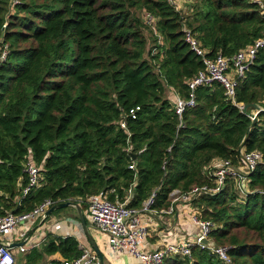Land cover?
<instances>
[{
  "label": "trees",
  "instance_id": "1",
  "mask_svg": "<svg viewBox=\"0 0 264 264\" xmlns=\"http://www.w3.org/2000/svg\"><path fill=\"white\" fill-rule=\"evenodd\" d=\"M177 1L0 0V217L45 199L71 200L86 212L99 194L139 208L152 190L159 210L173 189L210 185L213 160L236 164L243 151L258 150L246 192L227 178L219 192L190 202L194 215L214 223L210 237L229 261L193 247L162 264H264V48L238 78L233 100L213 82L195 88L182 126L174 111L203 57L253 44L264 35V17L251 0H187L185 9ZM142 12L153 15L154 29ZM186 29L202 55L186 42ZM27 161L40 184L23 194ZM56 253L79 256V241L48 234L26 264Z\"/></svg>",
  "mask_w": 264,
  "mask_h": 264
},
{
  "label": "built area",
  "instance_id": "2",
  "mask_svg": "<svg viewBox=\"0 0 264 264\" xmlns=\"http://www.w3.org/2000/svg\"><path fill=\"white\" fill-rule=\"evenodd\" d=\"M175 4L176 0H169ZM259 6L261 15L264 17V0H251ZM181 2L177 1L179 6ZM142 19L145 24L154 29L155 19L148 12H142ZM185 40L190 47L199 55L203 54L200 44L193 37L190 30L185 31ZM264 48V35L255 40L253 44L238 50L232 56L216 55L214 58L203 57L204 67L191 79L188 80V95L182 98L175 96L174 111L179 117L178 126H182V114L186 108L196 105L194 90L198 86L209 85L213 82L219 83L225 89V95L233 100L238 78L243 77L249 65L253 63L256 53ZM1 56H4L2 53ZM122 128H125L123 118L120 121ZM262 160V154L258 150L243 151L241 158L234 164L230 159H215L207 167V174L211 180L210 185L192 186L187 191L173 189L169 193V205L166 208L155 209L156 192L152 190L149 196L142 202L141 207H128L125 203L112 202L104 195L99 194L87 200L85 212L89 228L94 229L107 245V250L115 256L117 253L126 252L132 258L139 260L142 264H162L163 260L170 255L190 256L193 247L209 249L217 254L221 259L229 261L225 247L204 244V238H211L210 233L215 227L210 220H203L197 216H191V222L198 227V234L193 238H187L177 242H165L154 250H143L141 242L148 235V227L143 220L144 214L158 215L162 213L172 214L178 203H190L191 200L201 194H215L219 192L227 178L235 179L237 188L243 193L247 191L248 174ZM25 171L28 175V183L22 193L26 194L30 189L39 186L40 174L38 167L31 161L25 164ZM53 204L51 199H45L38 204L32 211L26 213H7L0 217V264H16L15 252L25 253L29 248L36 247L39 242L30 245L26 239L22 245L10 247L13 242L12 233L21 221L42 218L44 212ZM45 239V238H44ZM40 239L38 241H43ZM28 245V246H27ZM14 249V251H13ZM61 264H101L97 254L90 246L81 247L79 256L61 261Z\"/></svg>",
  "mask_w": 264,
  "mask_h": 264
},
{
  "label": "crops",
  "instance_id": "3",
  "mask_svg": "<svg viewBox=\"0 0 264 264\" xmlns=\"http://www.w3.org/2000/svg\"><path fill=\"white\" fill-rule=\"evenodd\" d=\"M72 208L74 209V217L72 214H70L62 215V217L56 218L58 216L54 215L53 213L48 219V221L52 223V232H46V235H41L40 239H44L48 234L59 237L74 236L79 241L80 249L81 247L90 246L87 236L85 235L84 230L79 222L76 209L74 207ZM83 213L85 214V212ZM192 215L193 211H191L190 203L187 204L184 202L178 203V206L172 214H144L143 220L147 224L148 235L141 242V248L143 250L150 251L159 248L165 242H177L187 238H193L198 234L199 230L198 227L194 225L190 220ZM185 216H189V221L185 219ZM38 227L30 234L27 240L29 241L28 245L34 243L35 241L39 242V245L29 248L25 253L15 252L16 264H26V253L30 249L39 248L43 244L44 240L38 241L40 239H37V237H35L36 234L39 233L40 227ZM30 228L31 225L29 226V229ZM29 229H27V231ZM89 231L102 253L103 264H142L139 260L132 258L126 252L117 253V255L115 256L113 253L107 250L105 241L99 234H97L94 229L89 228ZM17 233V230L12 233V235L15 236V238H13L12 236L13 242L20 241L26 234L25 233L20 239H17ZM53 260L63 261L61 255L59 253H56L54 255L45 257L40 264H52L51 262Z\"/></svg>",
  "mask_w": 264,
  "mask_h": 264
},
{
  "label": "water",
  "instance_id": "4",
  "mask_svg": "<svg viewBox=\"0 0 264 264\" xmlns=\"http://www.w3.org/2000/svg\"><path fill=\"white\" fill-rule=\"evenodd\" d=\"M251 105H252V107H254L256 110H258V111L260 110L259 107H258V105H256V104H251ZM248 107H249V105H243V106H242V110L245 112V111L247 110ZM134 157H135V155L133 156V158H134ZM68 206H72V207H74V208L76 209L77 216H78V218H79V222H80V224H81V226H82V228H83V230H84L85 235L87 236V239H88V241H89V243H90V246L92 247V249L94 250V252H95V253L97 254V256L99 257V259H100V261H101V264H103V262H102V253H101V251H100L98 245H97L96 242L94 241L92 235L90 234V231H89V223H88V221H87V219H86V216H85V214L83 213V211H82V209L80 208V206H79L76 202L71 201V200L64 201V202H58V203H55V204H53L52 206H50V207L44 212V214H43V216H42L40 222H39L37 225L31 227V228L27 231V233L25 234V236H24L20 241H18V242H11V243L9 244V246L13 248V247H15V246H18V245H22V244H24L25 241H26V239L30 236V234H31V233H32V232H33V231H34L39 225L43 224L46 220L49 219V217L52 215V212H53L54 210L62 209V208H66V207H68ZM202 243H204V244H208V243H210V244H212L213 246H216V244H215V242H214V240H213L212 238H209V239L204 238V239L202 240Z\"/></svg>",
  "mask_w": 264,
  "mask_h": 264
},
{
  "label": "rangeland",
  "instance_id": "5",
  "mask_svg": "<svg viewBox=\"0 0 264 264\" xmlns=\"http://www.w3.org/2000/svg\"><path fill=\"white\" fill-rule=\"evenodd\" d=\"M180 1H187V0H180ZM180 5L183 7V9H185L184 6L186 5V3H180ZM186 8H187V5H186ZM145 33L149 37V35H150L149 30H145ZM150 39L151 38H149V41H150ZM150 45H151V42L148 43V47ZM70 214H72L73 217L75 216L74 209L72 207H67L65 209H59L58 211L54 212V215L58 216L56 218L62 217V215H70ZM189 216H185V219L187 221H189ZM40 220H41L40 218H35V219H29V220H26V221H24V220L21 221L19 223V225L16 227V230L18 232L17 233V236H18L17 239H20L26 233V231H27V229H29L30 225H31V227L35 226V225H37L40 222ZM39 227H38L39 228V233H37L36 236H35V237H37V239L38 238L40 239L41 235H46V232H48V233L50 231L52 232V223H50L48 220H46L43 224L39 225ZM13 238H15V236H13ZM13 251H14V249H13ZM224 261H226V260H224Z\"/></svg>",
  "mask_w": 264,
  "mask_h": 264
}]
</instances>
